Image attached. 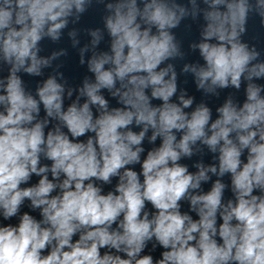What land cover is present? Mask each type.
Here are the masks:
<instances>
[{
    "label": "clouds",
    "instance_id": "clouds-1",
    "mask_svg": "<svg viewBox=\"0 0 264 264\" xmlns=\"http://www.w3.org/2000/svg\"><path fill=\"white\" fill-rule=\"evenodd\" d=\"M201 2L96 0L103 28L83 46L67 32L92 76L72 87L56 64L33 94L22 74L42 77L68 55L42 56L41 42H59L93 0H0V217L18 219L0 224V264H264V60L242 40L250 15L264 26V0ZM201 15L190 48L203 63L181 74L205 96L244 86L215 118L171 62L185 56L173 30ZM205 148L212 163H181ZM26 201L39 219L21 213Z\"/></svg>",
    "mask_w": 264,
    "mask_h": 264
},
{
    "label": "water",
    "instance_id": "water-1",
    "mask_svg": "<svg viewBox=\"0 0 264 264\" xmlns=\"http://www.w3.org/2000/svg\"><path fill=\"white\" fill-rule=\"evenodd\" d=\"M178 3L186 5L190 7L188 4V0H177ZM198 3H200V6L203 8L205 7L201 0H198ZM106 14L104 4L102 3H96V0H93V4L89 9L81 16L80 21L76 24H70L69 28L64 31V35L62 36V39L59 42H52L50 40L45 39L41 42L42 51L40 55L42 56H48L53 51H57L60 48L67 49L68 55L65 57H61L59 60L55 61L53 64V68L44 69V76L42 77H31L26 74H22V78L25 81L26 88L31 90L33 94H35V88L37 86V83L46 79L48 75L53 73V70L55 68L56 64H60L61 67L59 71L63 72L64 77L68 81V85L72 87H78L81 85L83 78L85 76L91 77L92 74L87 71L86 65H80L79 63V53L77 49H74L71 44V40L67 35V32L71 30L72 28H76L79 30V39L81 41L80 46H83V44L87 43L90 40V37L87 35L86 30L92 29V28H103V16ZM204 24L202 15L199 16L197 19L193 20L191 17L186 18L184 21H182L181 25L174 29L173 32L175 33V36L177 40L181 44V49L185 53L184 59H177L175 61H171L176 66V71L178 73V87L182 89H186L187 93L193 97H195V103L205 102L208 104L210 108H212L213 111V118L216 116L215 109L216 107L220 106L226 97L231 93L235 96V98L239 101L244 100V86L242 85V88L239 92H237L235 89H225L220 90V95L218 97L216 96H205L201 91H198L196 89L195 83L193 81V78L190 74H181V68L184 63H195L200 62L203 63L202 58L199 56L198 51H193L190 48V45L194 42H198L200 40V31L201 26ZM242 40L244 42H247L249 46L255 45L257 50L261 51V60H264V26L261 25L260 17L257 15H250L248 24H247V32L242 37ZM108 44H109V38L107 37V34H105V40L101 43L99 46L100 50H108ZM6 70L3 72V75H6ZM258 83H264V80L257 81ZM104 95L106 98L110 100V106L116 107L119 106L115 99H112L107 91L104 92ZM75 96L73 97V99ZM71 101L67 100L65 101L66 105L70 103ZM154 104H159V101H153ZM195 106V104H194ZM193 106V107H194ZM43 110L41 111V116H43ZM138 130V129H134ZM84 139V138H81ZM159 140L157 141V144L155 146H158ZM144 147L146 151L154 145H150L145 141ZM146 155V152L145 154ZM143 158V157H142ZM203 161L205 164H209L213 162L212 154L207 151V149H204V152L202 154L194 155L192 158L188 159L185 158L181 161V163L186 164L189 167V170L192 172H195L196 169L193 167V165L198 161ZM42 163H50L48 161H42ZM135 170L139 171L140 166L136 165ZM213 180L216 179V177L212 178ZM225 183H230V178L228 176H225L223 178ZM38 181V177L33 176L30 184H34ZM117 183V178H113L111 185H103L104 192L107 193L110 190H113L115 184ZM211 187V181H209L206 184L202 185V188L204 191L209 190ZM232 194L230 190H226L225 192V199L231 198ZM151 208V206H148ZM29 212L31 215L36 217L37 219L40 218L39 211H32L28 207V202H25V205L21 208V213L23 212ZM182 211H188V204L187 202H182ZM193 217L195 218V214L192 213ZM12 223L13 225L18 223L17 218H13L10 221H4L2 217H0V224H7ZM150 248V246H149ZM160 249L158 248L155 252L151 253L154 257H159Z\"/></svg>",
    "mask_w": 264,
    "mask_h": 264
}]
</instances>
